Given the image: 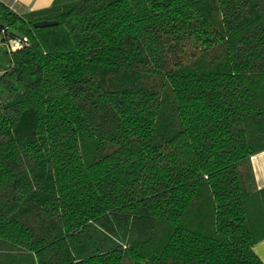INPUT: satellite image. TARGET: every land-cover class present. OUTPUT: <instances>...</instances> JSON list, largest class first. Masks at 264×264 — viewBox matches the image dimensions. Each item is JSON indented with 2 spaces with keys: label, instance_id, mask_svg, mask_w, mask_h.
<instances>
[{
  "label": "trees",
  "instance_id": "16d2710c",
  "mask_svg": "<svg viewBox=\"0 0 264 264\" xmlns=\"http://www.w3.org/2000/svg\"><path fill=\"white\" fill-rule=\"evenodd\" d=\"M0 35V264H264V0H0Z\"/></svg>",
  "mask_w": 264,
  "mask_h": 264
},
{
  "label": "crops",
  "instance_id": "0c3cea01",
  "mask_svg": "<svg viewBox=\"0 0 264 264\" xmlns=\"http://www.w3.org/2000/svg\"><path fill=\"white\" fill-rule=\"evenodd\" d=\"M6 3L13 2V6L21 13L29 10H40L50 6L54 0H4ZM252 166L259 187L264 186V151L252 156ZM254 251L264 263V240L254 245Z\"/></svg>",
  "mask_w": 264,
  "mask_h": 264
},
{
  "label": "rangeland",
  "instance_id": "374dc122",
  "mask_svg": "<svg viewBox=\"0 0 264 264\" xmlns=\"http://www.w3.org/2000/svg\"><path fill=\"white\" fill-rule=\"evenodd\" d=\"M4 1V0H3ZM10 64V54L6 49L5 43L0 35V72L6 69Z\"/></svg>",
  "mask_w": 264,
  "mask_h": 264
},
{
  "label": "built area",
  "instance_id": "2783aa9c",
  "mask_svg": "<svg viewBox=\"0 0 264 264\" xmlns=\"http://www.w3.org/2000/svg\"><path fill=\"white\" fill-rule=\"evenodd\" d=\"M10 7L14 8L13 2L8 3ZM26 42V38L10 37L6 41L8 51H15L23 46Z\"/></svg>",
  "mask_w": 264,
  "mask_h": 264
},
{
  "label": "water",
  "instance_id": "95a60500",
  "mask_svg": "<svg viewBox=\"0 0 264 264\" xmlns=\"http://www.w3.org/2000/svg\"><path fill=\"white\" fill-rule=\"evenodd\" d=\"M56 24L55 21H50V20H41V21H37L35 23H33V26L35 28H41V27H46V26H51Z\"/></svg>",
  "mask_w": 264,
  "mask_h": 264
}]
</instances>
